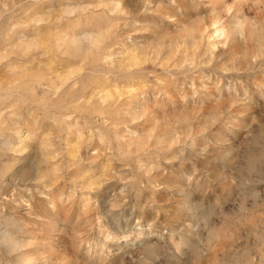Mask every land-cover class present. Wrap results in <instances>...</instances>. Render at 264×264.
<instances>
[{"label":"rangeland","instance_id":"1","mask_svg":"<svg viewBox=\"0 0 264 264\" xmlns=\"http://www.w3.org/2000/svg\"><path fill=\"white\" fill-rule=\"evenodd\" d=\"M99 3L110 7L90 11V5ZM174 7L170 0H0V53L7 43L20 42L26 49L35 44L43 52L32 64L27 62L31 54L22 63L12 58L11 72L0 65V80L7 79L24 100L0 129V168L15 164L0 183V264H63L64 260L67 264H200L199 249H206L209 241L213 264H250L253 256L261 264L255 242L264 239V74L253 73L250 80L234 85L239 100L229 106L230 111L210 110L206 122L196 129L195 144L188 141L172 149L179 163H161L159 170L146 168L147 174L137 177L142 185L138 195L127 203L111 192L99 193V209L94 211L98 193L93 190L86 202H79L77 194L78 203L64 205L61 212L59 197L40 202L39 158L12 153L26 130L21 117L27 119L29 113L37 127L43 121L52 137L59 134L72 150L79 134L75 129L71 135L61 131L62 120L71 112L65 109L72 96L80 92L78 87L69 95L68 87L85 77L107 85L83 95L94 113L84 114L89 124L113 122L105 110L115 105L129 125L121 131L138 134L143 121H131L136 105L146 98L138 83L103 71L119 51L100 55L106 46L103 29L114 19L109 15L113 11L127 18L133 34L150 32L154 25L169 22ZM218 36L208 35L207 41ZM64 51L70 54L61 55ZM166 55L167 48L161 59ZM124 62L139 64L141 54L130 51ZM230 83H221L225 99L232 91ZM152 102H157L154 97ZM80 115L68 124H75ZM80 123L82 127L84 121ZM93 131L94 144H99L105 129L99 126ZM113 169L118 171L115 165ZM120 178L127 177L120 173ZM4 235L13 242L5 243Z\"/></svg>","mask_w":264,"mask_h":264},{"label":"clouds","instance_id":"2","mask_svg":"<svg viewBox=\"0 0 264 264\" xmlns=\"http://www.w3.org/2000/svg\"><path fill=\"white\" fill-rule=\"evenodd\" d=\"M170 3L175 7L169 22L154 25L150 32L133 34L127 18L121 19L113 11L109 15L114 19L103 29L107 34L106 46L100 55L119 50L114 62L103 71L115 79L138 83L146 98L136 105L131 121H143L138 134L133 137L128 131H121L128 129L129 125L120 118L121 110H115V105L105 110L113 122L89 124L85 119V113L89 117L94 113L87 106L90 101L83 99L84 93L91 88L107 86L96 78L85 77L81 83L73 82L68 87L69 95L80 88L65 109L71 110L70 114L62 120L64 127L61 131L71 135L75 129L79 134L71 151L66 139L61 141L59 134L52 137L46 123L41 121L37 127L30 113L26 114L27 119L21 117L26 130L12 153L14 156L26 154L32 159L39 158L41 172L37 183L42 188L37 189V194L40 202L47 203L49 197H59L62 202L59 211L63 212L64 205L78 203L77 194H80L79 202H86L95 190L98 195L93 201L94 211L99 209V193L107 196L111 192L113 198L118 195L127 203L138 195L142 185L137 177L146 175V168L159 170L161 163H179L172 149L188 141L195 144L199 135L196 129L206 122L210 110L224 107L230 111L229 106L239 100L238 95H234V85L250 80L253 73L264 74V0H179V3L170 0ZM109 7L99 3L90 5L89 9L98 11ZM135 26L133 24V28ZM218 33V39L207 41L208 35L217 36ZM165 39L174 43L165 46ZM165 48L167 55L161 59ZM130 51L141 54L139 64L129 66L124 62ZM30 54L27 62L32 64L43 52L35 44L26 49L23 42L7 43L4 52L0 53V65L11 72L12 58L22 63ZM60 54L70 53L64 51ZM222 80L231 81L229 87L232 91L227 93V99L221 88ZM146 89H151V93ZM152 97L157 102H152ZM255 101L260 102L259 99ZM23 102L19 90H12L7 79L0 80V129L7 124L5 118L11 119L14 110ZM77 113L81 114L80 119L75 124H68ZM127 115L123 113V116ZM81 120L84 121L82 127ZM99 126L105 129L104 139L94 144L97 136L93 129L98 131ZM14 167V162H9L0 168V183L12 174ZM120 173L127 178L121 179ZM64 193L68 196L65 197ZM48 206L53 212L58 211L53 204ZM255 244L257 252L262 254L261 264H264V239L257 238ZM199 251L203 253L200 264H213L211 241L206 249L200 248ZM63 264L67 261L64 260ZM250 264H257L255 256Z\"/></svg>","mask_w":264,"mask_h":264},{"label":"bare ground","instance_id":"3","mask_svg":"<svg viewBox=\"0 0 264 264\" xmlns=\"http://www.w3.org/2000/svg\"><path fill=\"white\" fill-rule=\"evenodd\" d=\"M9 236V235H8ZM7 235H4V237H3V240H4V242L5 243H10L12 240H11V238L10 237H8ZM2 240V241H3ZM13 242V241H12ZM13 245V244H12Z\"/></svg>","mask_w":264,"mask_h":264}]
</instances>
